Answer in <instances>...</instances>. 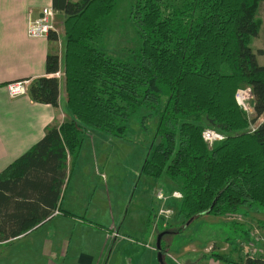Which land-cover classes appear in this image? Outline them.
Returning <instances> with one entry per match:
<instances>
[{
    "label": "trees",
    "instance_id": "trees-1",
    "mask_svg": "<svg viewBox=\"0 0 264 264\" xmlns=\"http://www.w3.org/2000/svg\"><path fill=\"white\" fill-rule=\"evenodd\" d=\"M117 1L53 0L64 17L71 121L46 128L39 142L0 173V234L16 237L60 209L70 179L67 158H77L86 128L121 137L133 115L147 110V116L150 109L158 116L159 142L141 172L164 177L182 194L180 215L264 211V123L258 124L264 65L257 60L264 50L250 46L264 0H132L128 18L138 43L127 61L100 48L99 24L115 12ZM47 38L57 41L54 32ZM59 68V57L48 54L46 76L30 84L32 102L58 108L60 82L52 76ZM243 86L250 89L252 118L236 101ZM205 130L224 139L209 146ZM259 225L264 228V221ZM243 264L261 261L246 258Z\"/></svg>",
    "mask_w": 264,
    "mask_h": 264
},
{
    "label": "crops",
    "instance_id": "crops-1",
    "mask_svg": "<svg viewBox=\"0 0 264 264\" xmlns=\"http://www.w3.org/2000/svg\"><path fill=\"white\" fill-rule=\"evenodd\" d=\"M52 3L53 0H0V173L39 142L46 128L71 121L66 108L64 82H60L57 109L34 103L28 96L10 98L6 88L19 80L46 76L45 59L51 53L59 57V70L62 67L65 69V50L60 47L59 52L57 48L61 35L64 38V17L53 9ZM49 7L56 12L54 33L58 42L48 38H30L27 34L29 13H38ZM71 164L72 159H69L68 167ZM59 207L56 210L58 214L54 211L46 220L16 237L8 232L0 234V264H190L185 257L193 248V241L183 239L180 245L173 247L171 237L176 233L168 226L160 238L162 256L156 259V245L149 243L156 231L153 224L151 233H148L152 212L147 218L145 238L140 242L130 236L139 237L140 233L123 229L122 224H107L86 216L79 218L63 209L62 203ZM233 225L234 236L224 239H229L230 243L223 240L222 248L213 244L217 252L212 250V245L203 250L211 257L219 254L218 251L231 252L229 263L212 258L213 264H236V255L240 258L239 264H243L248 258L243 243L253 247L258 243L259 248L263 246V243L248 238V230L243 228L242 223L235 222ZM114 233L120 238L115 239ZM234 246L238 252L233 251Z\"/></svg>",
    "mask_w": 264,
    "mask_h": 264
},
{
    "label": "rangeland",
    "instance_id": "rangeland-1",
    "mask_svg": "<svg viewBox=\"0 0 264 264\" xmlns=\"http://www.w3.org/2000/svg\"><path fill=\"white\" fill-rule=\"evenodd\" d=\"M131 3L132 0H118L115 12L109 19L99 24L101 38H104L101 50L121 61H127L133 57L136 50L134 46L138 43L135 30L128 18ZM255 18L259 21L260 27L257 37L251 40L250 46L254 52H257L264 50V6L258 9ZM63 39L61 35L60 45L57 41L59 52L60 47L64 48ZM98 40L100 41V38ZM257 60L260 65H264L263 55L257 56ZM64 71L62 67L58 75L52 77L63 83L65 82ZM19 81H30V84L32 82L28 79ZM248 89L243 86L239 91ZM27 96L29 97V93ZM244 103H246L245 106H251V98H247ZM150 111L147 116V110L133 115L126 122V131L121 137L108 135L91 128L83 131L79 154L69 165L70 179L63 195L62 208L79 218L86 216L98 222L122 224L123 229L138 231L139 237L130 236L140 242H143L141 240L145 238L147 218L152 212V223L149 221L148 226V233L152 231V224L156 228L151 239L149 238V243L152 245H156L158 237L166 232V227H163L156 217L157 212L161 207L170 209L174 215L167 226L176 233L171 237L172 246L180 245L183 239L192 240L194 243L192 245L194 249L190 248L185 257L190 264H213V259L229 263L231 252L218 251L219 254L211 257L207 256L203 250L212 245V250L217 252L213 244L222 248L224 241L230 243L229 239H224L234 236L233 223L235 222L242 223L243 228L248 231L257 229L263 237L262 243L264 244V228L259 225V222L264 221V211L258 209L259 207L242 208L238 214L233 216L216 217L204 214L186 219L179 214L180 200L169 199L165 203L157 200V194L168 195L170 191V194H173L177 190L173 189L164 177H146L141 172L151 147L159 142L156 131L158 116L154 115L153 109ZM244 112L247 117H253L248 115V111ZM261 123H264V115L258 120V124ZM69 159L70 157L67 158ZM246 248L243 247L244 251ZM256 248L259 249L258 243H256ZM237 250L234 246L233 251L238 252ZM235 257V263L239 264L240 258L238 255ZM183 261L180 259V262L184 263Z\"/></svg>",
    "mask_w": 264,
    "mask_h": 264
},
{
    "label": "built area",
    "instance_id": "built-area-1",
    "mask_svg": "<svg viewBox=\"0 0 264 264\" xmlns=\"http://www.w3.org/2000/svg\"><path fill=\"white\" fill-rule=\"evenodd\" d=\"M56 12L53 11L50 7L43 8L38 13L36 11H32L28 16V24H27V34L30 38H47L50 32H56L54 27ZM56 73L53 76H57ZM30 81H16L7 85V92L10 98H17L26 96L29 93ZM249 89L247 91H237L236 93V101L238 105L242 108L243 111H248L249 116H253V108L252 106H245L247 98H251ZM248 108V109H247ZM204 141L211 146L215 142H220L224 139V137L218 133H215L211 130H205L202 134ZM156 197L159 202H167L169 199L181 200L182 194L179 191H174V193L169 195H164L163 193L157 194ZM58 211H55L54 214H58ZM174 213L170 209L160 208L157 212L156 217L161 221L163 227L168 225V222L172 219ZM156 226V225H155ZM249 239H253L259 243H262L263 237L260 235L259 231L255 229L254 231H248L247 233ZM115 239L120 238L117 233L113 234ZM241 244V243H240ZM242 246V244H241ZM246 246L247 257L249 259H259L261 264H264V244L261 248H256L251 246L250 244H244L243 247Z\"/></svg>",
    "mask_w": 264,
    "mask_h": 264
},
{
    "label": "water",
    "instance_id": "water-1",
    "mask_svg": "<svg viewBox=\"0 0 264 264\" xmlns=\"http://www.w3.org/2000/svg\"><path fill=\"white\" fill-rule=\"evenodd\" d=\"M162 235H160L157 239V242H156V250H157V258L159 259L162 255H161V248H160V238H161Z\"/></svg>",
    "mask_w": 264,
    "mask_h": 264
},
{
    "label": "flooded vegetation",
    "instance_id": "flooded-vegetation-1",
    "mask_svg": "<svg viewBox=\"0 0 264 264\" xmlns=\"http://www.w3.org/2000/svg\"><path fill=\"white\" fill-rule=\"evenodd\" d=\"M31 13V12H30ZM30 13H29V15H30Z\"/></svg>",
    "mask_w": 264,
    "mask_h": 264
}]
</instances>
